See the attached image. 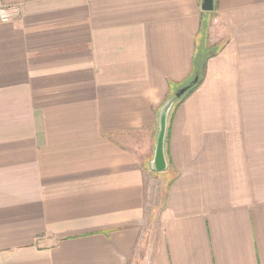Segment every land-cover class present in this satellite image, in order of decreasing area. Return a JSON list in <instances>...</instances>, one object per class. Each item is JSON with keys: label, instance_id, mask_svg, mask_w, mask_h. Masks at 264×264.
I'll return each instance as SVG.
<instances>
[{"label": "crops", "instance_id": "0c3cea01", "mask_svg": "<svg viewBox=\"0 0 264 264\" xmlns=\"http://www.w3.org/2000/svg\"><path fill=\"white\" fill-rule=\"evenodd\" d=\"M0 264H264V0H0ZM202 38L199 39V36ZM171 110L167 168L150 162Z\"/></svg>", "mask_w": 264, "mask_h": 264}, {"label": "water", "instance_id": "95a60500", "mask_svg": "<svg viewBox=\"0 0 264 264\" xmlns=\"http://www.w3.org/2000/svg\"><path fill=\"white\" fill-rule=\"evenodd\" d=\"M214 8V0H202L201 9L205 12L212 11ZM198 82V76L195 75L187 83L180 86L172 96L164 101L158 111V129L156 134L154 154L150 162V168L154 171H164L167 168L165 156V139L167 133L168 120L170 112L176 99L181 97L188 89Z\"/></svg>", "mask_w": 264, "mask_h": 264}, {"label": "trees", "instance_id": "16d2710c", "mask_svg": "<svg viewBox=\"0 0 264 264\" xmlns=\"http://www.w3.org/2000/svg\"><path fill=\"white\" fill-rule=\"evenodd\" d=\"M208 55H209V53L207 52L206 49H204V51L201 52L200 48L197 46V50H196L194 58H193V69H192L191 73L189 74V76L186 78V80L184 82H182L181 84L183 85V84L187 83L195 75L198 76V82L194 86H192L190 89H188L181 97L176 99V101L174 102V105L176 103L180 102L189 92H191L199 84V82L201 81V79L203 77L205 61H206V58L208 57ZM172 109H173V107H172Z\"/></svg>", "mask_w": 264, "mask_h": 264}, {"label": "built area", "instance_id": "2783aa9c", "mask_svg": "<svg viewBox=\"0 0 264 264\" xmlns=\"http://www.w3.org/2000/svg\"><path fill=\"white\" fill-rule=\"evenodd\" d=\"M20 13L18 4L2 5L0 4V21L7 22L15 19Z\"/></svg>", "mask_w": 264, "mask_h": 264}, {"label": "rangeland", "instance_id": "374dc122", "mask_svg": "<svg viewBox=\"0 0 264 264\" xmlns=\"http://www.w3.org/2000/svg\"><path fill=\"white\" fill-rule=\"evenodd\" d=\"M2 5H9V4H2ZM206 14H207V12H205V20H206V16H207ZM201 38H202V35L199 36V39H201Z\"/></svg>", "mask_w": 264, "mask_h": 264}]
</instances>
